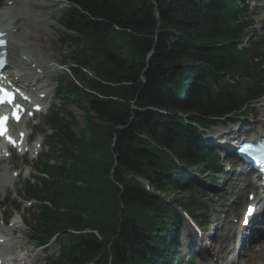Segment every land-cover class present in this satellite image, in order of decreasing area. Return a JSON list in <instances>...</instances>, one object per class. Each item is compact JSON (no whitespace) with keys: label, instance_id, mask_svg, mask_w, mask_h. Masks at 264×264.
<instances>
[{"label":"trees","instance_id":"16d2710c","mask_svg":"<svg viewBox=\"0 0 264 264\" xmlns=\"http://www.w3.org/2000/svg\"><path fill=\"white\" fill-rule=\"evenodd\" d=\"M65 1L61 25L83 47L73 72L82 81L59 97L78 102L84 123L75 133L68 110L49 117L55 146L32 191L42 203L35 238H61L53 264H172L163 236L178 214L139 180L189 195L176 203L195 213L196 188L177 164L213 167L198 128L264 93L254 63L264 41L238 49L253 20L233 0Z\"/></svg>","mask_w":264,"mask_h":264},{"label":"rangeland","instance_id":"374dc122","mask_svg":"<svg viewBox=\"0 0 264 264\" xmlns=\"http://www.w3.org/2000/svg\"><path fill=\"white\" fill-rule=\"evenodd\" d=\"M9 1L11 2V4H13V7L16 6V3H20L18 5H22V8H23V11L21 12L28 14L24 16L23 18H20V19L17 18V27L22 26L25 23H29L30 21H33L34 19H37V20L46 19L45 25H48L47 26L48 31L50 30L49 32L51 33V36L53 38L50 42L51 44L46 46L47 47L46 54L52 57L51 60H54L57 63L56 66L57 65L63 66V69L61 70L57 68L55 71H53L52 69V79L54 80L56 78L57 80L62 82V84L65 83L66 86L72 83L73 76L71 72H72L73 67H76V61H77L76 56L77 55L80 56L82 55V53L79 51L81 46L77 43H73L72 38H70L69 35H65V30L62 29L61 26L59 25V20L66 7L65 4L60 2V0H55L51 3V6L46 7V9H44L43 11H40L39 5L42 4L40 0H9ZM22 2L24 3L22 4ZM25 4H28V5L26 6ZM33 4H36L37 6L34 5L33 7L30 8L29 5H33ZM47 4L48 3H46V5ZM2 5L3 3L1 4V6ZM254 11H255V16H254L255 28L257 30V32L255 33V38H258V37L264 38V28H262V23H264L262 20L264 18V11L263 10H254ZM89 71H91V69H88L85 72L88 76L92 75L91 72ZM50 75L51 74H48L46 79H48ZM76 78H75V81H77V83L79 81H82L81 77L79 78L76 77ZM75 81L73 80V82ZM53 103H54V106L51 109L50 113L54 111H58L59 109H62V106L65 104L63 108L66 110H69L75 116L74 122H76L77 126L73 127L74 132L77 133L78 128H79V131L83 129L84 115L82 112H79L77 108V104H76L78 102L76 100H68L66 103L62 101L63 105H61L60 101H57V99H53ZM84 107H87V106L84 105ZM252 107H254V110L252 111V113L250 112L244 115L238 123L233 124V125H228L225 128L212 129L210 131L213 133H216V132H221V131H229L235 128L237 129L243 128L244 130L251 128L252 125H254L256 122L264 120V100L263 101L261 100L259 103H254ZM42 117L43 116L40 117L39 122L42 121ZM39 122L37 120L36 124H38ZM35 139L37 142H41L43 140L45 144L44 136L36 137ZM44 144L42 146V152L39 155V157L41 158H46V155H47V149L45 148ZM36 154L37 153H34V154H30V156L28 157L16 159V163L19 164V167L17 168V172L15 173V175L19 174L20 172L21 174L18 177L13 178L16 182L14 185L13 184L9 185L10 186L9 192L7 194L9 201L12 202L14 206L19 205V203L21 202V200H18L16 196L17 192L20 189V185L21 186L24 185V183L28 180L29 174H31L32 176L35 175V173L33 172V169L31 171L30 168L31 167L34 169L37 168V165H36L37 160L35 157ZM23 163H26V165H28L27 166L28 169L24 168L25 165H23ZM9 170L11 173L13 172L11 166H9ZM170 195L171 197H174L175 200H179L181 198L187 199L190 197L189 195L181 194L178 192H175V193L172 192ZM4 197H5V194L0 193V200L4 199ZM193 197L195 198L194 200L203 208V211L202 210L197 211L196 213L197 216L204 215L207 218L215 221L216 219L222 216L224 217L226 215L227 210L230 209L231 204L226 205L223 203L224 201H226L227 197H224L221 202L219 198L215 197L214 192H211V191H207L206 194L204 195L196 193L193 195ZM175 200H173L172 198L169 199V201L171 202H175ZM231 210L234 211L235 207H232ZM4 211H7L8 214H12L10 205L6 206V208L3 210L0 209V214ZM28 211L29 209L26 208V212ZM235 214L236 212L233 213L234 216ZM15 222L20 223L19 216L17 215H13L10 225L14 224ZM18 226L20 227V224ZM22 234L24 236H22ZM27 237H28V233L25 229H22V233H19L16 236V238H20L22 240V242L24 243L26 247L25 249L30 250L32 246L28 243ZM52 251L54 253H57V247L53 248ZM37 255L38 253L29 254L31 259L28 261V264H47V261H45V257L44 258L40 256L36 257Z\"/></svg>","mask_w":264,"mask_h":264},{"label":"bare ground","instance_id":"6f19581e","mask_svg":"<svg viewBox=\"0 0 264 264\" xmlns=\"http://www.w3.org/2000/svg\"><path fill=\"white\" fill-rule=\"evenodd\" d=\"M42 1L39 5L40 9H45V7H48L49 3L51 4L54 0H40ZM24 2H22L23 4ZM46 3H48L46 5ZM20 4V3H18ZM16 5L14 8L11 7V2L8 1L4 4L2 8H0V29L3 31L8 32L7 39L9 40V61L10 65L15 67L16 69L20 70L21 76L24 77L25 73H28V76L30 79L34 82H38L40 77L36 76V70L41 69L43 72H50L51 69L55 67V64H57L54 60H51L52 57H50L48 54H46L47 47L50 45L51 40L53 39L51 36V33L48 31V27H46L43 22L46 20H34L33 22L25 23L23 26L19 27H12V24L17 20L16 17L22 16L24 14L20 11V5ZM264 4V1H263ZM26 6L28 4H25ZM18 6V8H17ZM31 8V5H29ZM259 7H263L262 5H259ZM36 8V7H35ZM38 8V9H39ZM35 10V9H34ZM14 20V22H9ZM41 89H44V86L41 87ZM44 92V90L42 91ZM256 127V128H254ZM253 128L247 130H241L243 133H249V138L252 137V134L254 136L258 135H264V120L259 121L257 125H254ZM234 133L235 130H229L227 132H216L221 137V140L223 137L227 139L228 135L230 133ZM4 161H0L2 163ZM5 175L3 174V178L5 179ZM236 182L237 178L233 177ZM10 179L7 180L9 182ZM5 183V180H4ZM238 187V186H237ZM237 189V188H236ZM257 188L253 187L252 191H256ZM252 193V192H251ZM259 195V192H257V196ZM243 198V197H242ZM244 199L240 201L241 205L243 203ZM246 204H250L248 200L245 201ZM176 205H178L176 203ZM240 205V207H241ZM179 207L183 208L186 211H190L188 206L179 205ZM239 207V209H240ZM201 211V210H200ZM203 211V210H202ZM3 218L5 219V215H3ZM219 227H223V219L219 218ZM230 228L232 230V226H228V231H230ZM17 228L11 227L7 230H3L0 227V249L3 252L0 254V258L3 260H7L8 264H22V257L23 255L16 254L11 255L10 252L13 251L14 246H18L21 244L20 241H13L7 239L9 235H12ZM223 228L220 229L217 233L216 239L219 241L223 237ZM234 232V230H232ZM190 235H192L191 231ZM193 240V238H190ZM257 240H252L247 244V247L244 248L243 253L240 257L241 262L243 264H263L264 263V241L257 244ZM8 253V255H7ZM230 246L226 249H220L219 253H216V256L218 258H224L230 255ZM208 254V253H207ZM25 258V257H24ZM239 258L235 257L234 261L237 262ZM238 263V262H237Z\"/></svg>","mask_w":264,"mask_h":264},{"label":"snow or ice","instance_id":"6c2138e0","mask_svg":"<svg viewBox=\"0 0 264 264\" xmlns=\"http://www.w3.org/2000/svg\"><path fill=\"white\" fill-rule=\"evenodd\" d=\"M0 43H4V42L3 41H0ZM4 119L6 120L7 118H4ZM16 119L19 120V117L17 116ZM2 134L3 133H0V135H2ZM10 142H12V141L10 140Z\"/></svg>","mask_w":264,"mask_h":264}]
</instances>
